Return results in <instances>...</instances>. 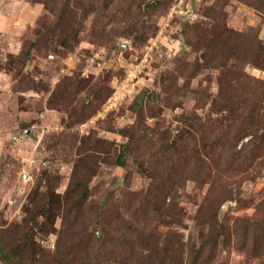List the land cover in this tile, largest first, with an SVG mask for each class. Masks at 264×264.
<instances>
[{
    "label": "rangeland",
    "instance_id": "1",
    "mask_svg": "<svg viewBox=\"0 0 264 264\" xmlns=\"http://www.w3.org/2000/svg\"><path fill=\"white\" fill-rule=\"evenodd\" d=\"M0 264H264V0H0Z\"/></svg>",
    "mask_w": 264,
    "mask_h": 264
},
{
    "label": "trees",
    "instance_id": "2",
    "mask_svg": "<svg viewBox=\"0 0 264 264\" xmlns=\"http://www.w3.org/2000/svg\"><path fill=\"white\" fill-rule=\"evenodd\" d=\"M124 154H125V151H124V149L122 148L120 151H119V153H118V155H117V165H121L122 164V157L124 156ZM49 204H50V202H49ZM48 204V205H49ZM45 207V205L43 206V208ZM39 209L38 210V215L39 216H42V217H48V213H49V209Z\"/></svg>",
    "mask_w": 264,
    "mask_h": 264
}]
</instances>
